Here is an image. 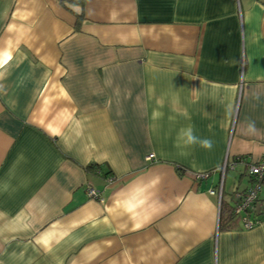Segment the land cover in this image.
I'll list each match as a JSON object with an SVG mask.
<instances>
[{"label":"crops","instance_id":"obj_1","mask_svg":"<svg viewBox=\"0 0 264 264\" xmlns=\"http://www.w3.org/2000/svg\"><path fill=\"white\" fill-rule=\"evenodd\" d=\"M263 155L264 0H0V264H264Z\"/></svg>","mask_w":264,"mask_h":264},{"label":"built area","instance_id":"obj_2","mask_svg":"<svg viewBox=\"0 0 264 264\" xmlns=\"http://www.w3.org/2000/svg\"><path fill=\"white\" fill-rule=\"evenodd\" d=\"M147 157L148 159L153 158L154 153H150ZM228 164L232 167L237 165L236 162ZM226 165L227 163L224 167ZM247 167L249 173L252 174L251 184L245 191L237 193L235 212L241 215L244 226L250 228L262 222L254 212L255 204L261 197V193L264 192V155L258 161L247 164ZM87 191L90 196L101 197L99 191L94 186H88ZM211 192L214 193L215 191L212 189Z\"/></svg>","mask_w":264,"mask_h":264},{"label":"trees","instance_id":"obj_3","mask_svg":"<svg viewBox=\"0 0 264 264\" xmlns=\"http://www.w3.org/2000/svg\"><path fill=\"white\" fill-rule=\"evenodd\" d=\"M63 5L67 6L68 8L71 7V5L78 4L82 5L85 0H59ZM83 14H77V27L80 25V21ZM96 164L91 163L87 165L86 171L93 172L92 170H96ZM250 175V181L252 180V174ZM245 190H242L240 192H243ZM256 215L264 221V211H257L255 212ZM239 214L235 212V203H231L229 199L224 195V192H222L221 196V214H220V224L219 227L221 229H233L238 227V224L240 222Z\"/></svg>","mask_w":264,"mask_h":264},{"label":"clouds","instance_id":"obj_4","mask_svg":"<svg viewBox=\"0 0 264 264\" xmlns=\"http://www.w3.org/2000/svg\"><path fill=\"white\" fill-rule=\"evenodd\" d=\"M249 130H254L253 125H249ZM181 138L184 139L186 145H199L201 148L211 150L213 147V141L209 138H200L193 133L191 127L182 130Z\"/></svg>","mask_w":264,"mask_h":264},{"label":"rangeland","instance_id":"obj_5","mask_svg":"<svg viewBox=\"0 0 264 264\" xmlns=\"http://www.w3.org/2000/svg\"><path fill=\"white\" fill-rule=\"evenodd\" d=\"M263 195H264V194L261 193V196H263ZM262 202H263L262 200H259V201H258V207H261V206H262Z\"/></svg>","mask_w":264,"mask_h":264}]
</instances>
